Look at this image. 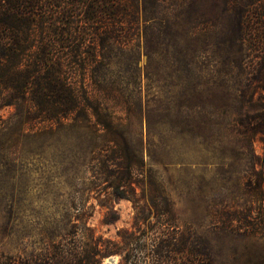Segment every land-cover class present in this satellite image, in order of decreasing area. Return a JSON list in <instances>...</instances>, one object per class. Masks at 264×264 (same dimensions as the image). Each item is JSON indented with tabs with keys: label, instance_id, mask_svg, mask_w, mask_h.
<instances>
[{
	"label": "rangeland",
	"instance_id": "obj_1",
	"mask_svg": "<svg viewBox=\"0 0 264 264\" xmlns=\"http://www.w3.org/2000/svg\"><path fill=\"white\" fill-rule=\"evenodd\" d=\"M216 3H185L166 36L141 42L136 76L115 73L131 107L111 110L108 131L37 132L0 107V253L61 241L92 255L97 242L100 264H118L131 233L164 218L204 263L264 264V89L234 68L259 58L244 48L264 50V25L239 39L242 2Z\"/></svg>",
	"mask_w": 264,
	"mask_h": 264
},
{
	"label": "trees",
	"instance_id": "obj_2",
	"mask_svg": "<svg viewBox=\"0 0 264 264\" xmlns=\"http://www.w3.org/2000/svg\"><path fill=\"white\" fill-rule=\"evenodd\" d=\"M176 1L0 0V107H15L16 120L37 132L62 125L110 130L111 110L131 107L114 85L115 73L136 76L141 42L157 43L162 31L166 36L178 9L194 0ZM223 1L231 3L233 13L242 2L239 39L245 40L253 25H264L263 0H216ZM197 2L201 12L206 0ZM248 40L244 51H257L259 58L236 62L234 68L254 75L251 79L264 89V50L255 37ZM259 116L254 131L264 137V116ZM255 182L245 181L249 188ZM172 227L163 218L145 232L131 233L118 264H211L204 263L195 240ZM68 233L76 235L78 226ZM103 253L97 242L89 255L59 241L35 254L0 253V264H100Z\"/></svg>",
	"mask_w": 264,
	"mask_h": 264
},
{
	"label": "bare ground",
	"instance_id": "obj_3",
	"mask_svg": "<svg viewBox=\"0 0 264 264\" xmlns=\"http://www.w3.org/2000/svg\"><path fill=\"white\" fill-rule=\"evenodd\" d=\"M113 260H114V258H108V259H106V262L108 264H113Z\"/></svg>",
	"mask_w": 264,
	"mask_h": 264
}]
</instances>
